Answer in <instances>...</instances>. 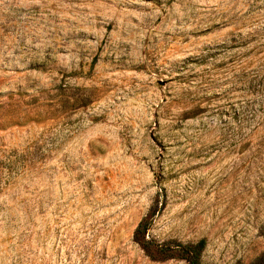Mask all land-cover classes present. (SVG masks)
Listing matches in <instances>:
<instances>
[{
	"label": "rangeland",
	"instance_id": "obj_1",
	"mask_svg": "<svg viewBox=\"0 0 264 264\" xmlns=\"http://www.w3.org/2000/svg\"><path fill=\"white\" fill-rule=\"evenodd\" d=\"M264 252V0H0V264Z\"/></svg>",
	"mask_w": 264,
	"mask_h": 264
},
{
	"label": "trees",
	"instance_id": "obj_2",
	"mask_svg": "<svg viewBox=\"0 0 264 264\" xmlns=\"http://www.w3.org/2000/svg\"><path fill=\"white\" fill-rule=\"evenodd\" d=\"M147 228L148 221L143 218L137 223L133 231L134 241L140 245L146 255L160 260L174 258L183 260L185 264H200V255L205 244L203 239L185 243L169 239L155 243L145 239L144 235ZM247 264H264V252Z\"/></svg>",
	"mask_w": 264,
	"mask_h": 264
}]
</instances>
